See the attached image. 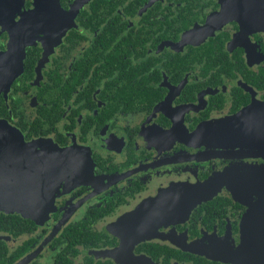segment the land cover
Segmentation results:
<instances>
[{
    "label": "flooded vegetation",
    "instance_id": "flooded-vegetation-1",
    "mask_svg": "<svg viewBox=\"0 0 264 264\" xmlns=\"http://www.w3.org/2000/svg\"><path fill=\"white\" fill-rule=\"evenodd\" d=\"M59 2L46 22L45 7L25 17L34 0H0V55L34 34L0 92L24 141L0 142V195L45 194L42 141L78 152L41 221L0 210V264H233L214 252L238 245L246 206L225 186L195 195L264 166L242 134L253 120L235 117L264 102V3Z\"/></svg>",
    "mask_w": 264,
    "mask_h": 264
},
{
    "label": "water",
    "instance_id": "water-1",
    "mask_svg": "<svg viewBox=\"0 0 264 264\" xmlns=\"http://www.w3.org/2000/svg\"><path fill=\"white\" fill-rule=\"evenodd\" d=\"M264 3V0H258ZM35 9L29 11L25 17H31L37 12L44 13L46 8V22L62 19L61 15L65 12L61 9L59 0H34ZM252 3V2H251ZM73 7V6H72ZM74 15L68 19H73ZM49 27L46 25V31ZM34 34L25 36L21 49H17L16 35L10 34L8 50L4 55H0V92H6L14 77L21 72L22 60L24 57V46L31 44ZM60 38V36H58ZM253 111V114L251 112ZM248 115L249 125L254 127L250 133L243 132V135L252 136L251 140L255 148L252 153L255 157L264 158V102L258 103L235 115ZM262 136V140L258 136ZM258 137V138H257ZM250 140V141H251ZM9 141L24 142L21 133L9 125L5 120L0 119V142ZM37 141V140H36ZM44 142L46 149L45 160L43 155L39 157L40 164L46 165V192L45 194L24 196L17 194L14 202L7 194L0 195V210L6 212L17 211L25 217H29L36 222L41 221L52 209L55 195L59 192L61 180L67 176L70 160L78 156L74 149H60L54 144ZM43 146V145H41ZM18 148L22 147L20 145ZM43 149V147H41ZM72 185L78 183L75 176L69 180ZM222 186H225L232 194L233 198L246 206L240 222L239 243L234 248H225L214 253L220 254L219 259L229 261L233 264H264V166L253 165H231L218 172L214 178L207 180L206 184L198 188L195 195L198 199L207 200L213 197ZM15 196V195H14ZM44 200L45 210L33 209L39 200ZM29 201V202H28ZM199 202V200H196ZM197 202H192V208ZM224 256V257H223Z\"/></svg>",
    "mask_w": 264,
    "mask_h": 264
}]
</instances>
